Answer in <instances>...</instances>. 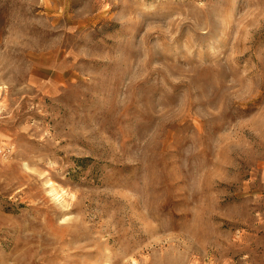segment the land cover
<instances>
[{"label":"rangeland","instance_id":"obj_1","mask_svg":"<svg viewBox=\"0 0 264 264\" xmlns=\"http://www.w3.org/2000/svg\"><path fill=\"white\" fill-rule=\"evenodd\" d=\"M0 264H264V0H0Z\"/></svg>","mask_w":264,"mask_h":264}]
</instances>
